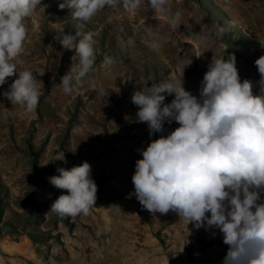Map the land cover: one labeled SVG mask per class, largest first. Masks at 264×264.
I'll return each mask as SVG.
<instances>
[{
	"label": "rangeland",
	"instance_id": "obj_1",
	"mask_svg": "<svg viewBox=\"0 0 264 264\" xmlns=\"http://www.w3.org/2000/svg\"><path fill=\"white\" fill-rule=\"evenodd\" d=\"M59 2L42 0L26 20L29 31L17 71L29 69L37 81L36 110L12 105L2 95L17 76L0 85V264H85L88 245L102 250L113 236L112 225L101 220L104 212L124 207L149 234L148 241L133 245L132 253L153 243L158 251L145 259L222 264L228 246L218 230L213 237L173 212L151 215L134 196L127 198L134 192L135 162L142 158L137 149L150 142L147 124L136 122L138 108L131 107V96L142 81H183L185 90L198 96L213 55L227 59L234 53L241 81L259 80L254 62L264 55V0H169L167 13L154 12L142 0L133 13L105 8L79 29ZM176 11L182 22L173 27L169 17ZM218 27L225 29L222 36L216 35ZM77 30L94 33L96 61L93 71L65 94L61 77L75 53L54 37ZM105 56L112 61L107 67L102 66ZM105 89L108 103L100 95ZM172 99L167 96L166 103ZM178 126L173 122L165 128ZM61 152L67 163L53 162ZM84 161L98 185L94 207L87 215L48 213L60 195L68 194L49 177L59 175L58 167L70 169Z\"/></svg>",
	"mask_w": 264,
	"mask_h": 264
},
{
	"label": "clouds",
	"instance_id": "obj_2",
	"mask_svg": "<svg viewBox=\"0 0 264 264\" xmlns=\"http://www.w3.org/2000/svg\"><path fill=\"white\" fill-rule=\"evenodd\" d=\"M148 2L154 12L169 10V0ZM141 3L61 0L58 7L71 12L79 29L105 8L120 7L133 13ZM41 5L42 0H0V85L9 77H18L2 95L28 112L36 110L41 92L31 70L18 72L17 65L29 31L26 20ZM181 22L180 11L170 15L173 27ZM224 32L218 27L216 35ZM156 35L148 33L153 39ZM54 38L75 53L69 71L61 77L65 94H71L73 86L93 71L94 33L77 30L75 34L57 33ZM111 62L105 56L102 66ZM236 64L234 53L227 54V59L225 55H213L198 96L185 90L183 81L179 85L165 81L139 83L131 102L138 108L136 122L147 124L150 142L137 149L142 158L135 162L134 192L127 198L134 196L151 215L173 212L195 230L203 228L213 237L218 230L228 246L222 264H264V55L254 62L257 81H241ZM100 95L108 103L109 90ZM167 96H173L170 103H166ZM173 122L179 126L168 131L165 125ZM157 133L159 137L151 139ZM54 161L67 163L64 152ZM57 172L59 175L49 177V181L68 194L60 195L48 213L87 215L98 192L91 165L84 161L70 169L58 167Z\"/></svg>",
	"mask_w": 264,
	"mask_h": 264
},
{
	"label": "bare ground",
	"instance_id": "obj_3",
	"mask_svg": "<svg viewBox=\"0 0 264 264\" xmlns=\"http://www.w3.org/2000/svg\"><path fill=\"white\" fill-rule=\"evenodd\" d=\"M101 220L104 221L103 224L112 225L113 236L104 242L102 250L95 249L90 243L85 250V255L88 256L85 264H163L154 258L145 259L149 254L158 251L153 243L146 250L132 253L133 245L148 241L149 234L147 229L136 221L135 213L130 207L113 208L110 212L107 210Z\"/></svg>",
	"mask_w": 264,
	"mask_h": 264
},
{
	"label": "trees",
	"instance_id": "obj_4",
	"mask_svg": "<svg viewBox=\"0 0 264 264\" xmlns=\"http://www.w3.org/2000/svg\"><path fill=\"white\" fill-rule=\"evenodd\" d=\"M131 107L132 108H137V106H135L133 103H131Z\"/></svg>",
	"mask_w": 264,
	"mask_h": 264
}]
</instances>
